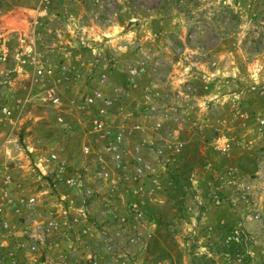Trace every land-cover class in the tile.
I'll use <instances>...</instances> for the list:
<instances>
[{
    "label": "rangeland",
    "instance_id": "rangeland-1",
    "mask_svg": "<svg viewBox=\"0 0 264 264\" xmlns=\"http://www.w3.org/2000/svg\"><path fill=\"white\" fill-rule=\"evenodd\" d=\"M259 24L264 0H0V168L11 175H0V203L32 195L61 223L22 264H264ZM111 29L126 36L102 51ZM98 92L127 129L129 158L104 180L95 170L111 159L87 101ZM189 132L204 147L182 169ZM52 153L76 184L56 178ZM161 183L172 209L152 211L144 196ZM232 242L243 252H224ZM1 244L12 246L3 234Z\"/></svg>",
    "mask_w": 264,
    "mask_h": 264
},
{
    "label": "built area",
    "instance_id": "built-area-1",
    "mask_svg": "<svg viewBox=\"0 0 264 264\" xmlns=\"http://www.w3.org/2000/svg\"><path fill=\"white\" fill-rule=\"evenodd\" d=\"M41 69L38 70L39 74ZM46 98L52 103H57L59 97L53 89L48 90L45 94ZM90 105L95 108V114L92 118V127L98 132L100 139L103 141V149L105 156L111 159V166L101 159L106 165H99L95 170V177L98 180H104L111 176L112 172L119 173L124 171L129 158L123 152L127 129L123 126H113L109 122L110 112L113 106V100L101 93L92 94L87 98ZM157 151L161 153L162 147L157 146ZM136 151V150H135ZM137 152V151H136ZM48 162L51 163L53 173L56 178L68 186L76 184V180L72 175H67L70 172L68 164L56 154H50ZM137 173H141L140 168ZM3 183L11 182V175L0 168ZM8 206L12 213L18 218L15 221L7 220L3 217L4 208ZM29 212V215H24ZM21 218H23L21 220ZM61 227V223L51 214L40 212L37 207V199L30 196H22L14 200L7 193L3 194L2 202L0 203V234H3L12 246H0V264H22L21 256L30 255L39 250L41 246L52 244L53 234ZM96 263V262H94Z\"/></svg>",
    "mask_w": 264,
    "mask_h": 264
},
{
    "label": "crops",
    "instance_id": "crops-1",
    "mask_svg": "<svg viewBox=\"0 0 264 264\" xmlns=\"http://www.w3.org/2000/svg\"><path fill=\"white\" fill-rule=\"evenodd\" d=\"M102 33H103V35H106V37L103 38L101 36V39L105 40L101 50L102 51H106V52H108V51L112 52L113 51L112 47H118V43L117 42L120 41V40H123L124 36H126V33L122 32V31H120L117 34H114L112 29L111 30H107L105 33L104 32H102ZM59 53H61V52H59ZM202 95H204V96L206 95L208 97H212L214 94H202ZM217 101L218 102L221 101V96L217 97ZM190 132H192V131H190ZM191 135L192 134L190 133L189 137L187 136L185 138V140L187 139L185 141V143H186L185 155H184V158H183L182 162L180 163V165H182V169H183V167H185V164H189L191 162V158H190L191 157V150H193V148L196 149V147L201 148L203 146V143H202L203 141L201 139L199 140L200 144H198V143L195 144V142L192 140V138H190ZM196 145H199V146H196ZM163 183H161V185L158 184V186L155 187L154 191L151 192L150 195L144 196V197H146L147 204L150 203L149 207L152 208V211L161 212L162 210H171L172 209L171 204L173 203V200H171L170 198H169L168 202L165 203V200H164V202L161 203V200H162L161 199V195L165 194L164 193ZM34 185L36 186V188H38L39 191H42L44 189V188H41L42 186L44 187V184H43V181L41 180V178L38 180V183L36 182V184L34 183ZM154 196H156V197H154ZM42 201H43V204H44L43 207L45 209L50 210V211H57L56 205H54V203H51L53 201L50 199V197L45 195L43 197ZM124 209H125V206L123 207V209L120 208L118 210V212L119 211L122 212ZM173 215H174V212H173ZM235 218H237V216H235Z\"/></svg>",
    "mask_w": 264,
    "mask_h": 264
},
{
    "label": "trees",
    "instance_id": "trees-1",
    "mask_svg": "<svg viewBox=\"0 0 264 264\" xmlns=\"http://www.w3.org/2000/svg\"><path fill=\"white\" fill-rule=\"evenodd\" d=\"M259 26L264 27L263 24H259ZM252 43H253L254 49L256 51H258L259 50V46H260V40L254 38ZM236 249H239L240 252H243L242 251V243L238 244L236 242H232L231 244H229L228 248H226L224 252L230 253V252H233V250L235 251Z\"/></svg>",
    "mask_w": 264,
    "mask_h": 264
}]
</instances>
